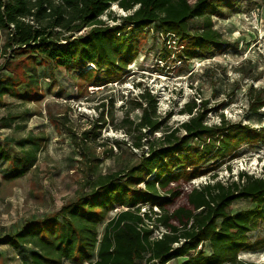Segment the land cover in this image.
I'll return each instance as SVG.
<instances>
[{"label": "trees", "instance_id": "trees-1", "mask_svg": "<svg viewBox=\"0 0 264 264\" xmlns=\"http://www.w3.org/2000/svg\"><path fill=\"white\" fill-rule=\"evenodd\" d=\"M222 2L0 0V32L5 34L2 51H11V58L27 55L29 66L35 63L32 58L39 56L48 71H76L86 80L101 73L103 80L98 84L104 85L125 75L137 57L136 35L152 24L157 25L164 41L181 45L174 54L181 63L205 56L209 48L223 47L212 19ZM112 5L125 15H113ZM104 15L113 25L102 20ZM193 19L200 23L191 30ZM161 53L159 60L165 61L174 52L166 48ZM29 72L30 82L36 85L39 75L32 67ZM12 90L11 83L0 80V99ZM263 93V89L250 88L249 112L264 108ZM132 101L134 108L142 111L139 121H128L138 132L133 146H143V132L147 131V151L123 169L93 178L89 175L87 193L53 216L26 223L4 242L18 250L22 264H63L65 260L73 262L69 264H168L179 259V264H249L239 256L264 249V239L249 238L264 225V176L239 172L235 180L231 175L221 181L211 172L234 160L242 146L264 144V127L224 117L217 124H207L211 110L207 101L193 100L180 110L189 118L168 127L165 123L171 115L161 119L156 114L158 99L150 89L142 88ZM158 131L161 135L155 137ZM88 133L81 134V145L90 140ZM36 141L27 138L19 142L20 147L29 148L19 159L0 143V165L8 164L7 180L24 176L34 166ZM226 168L230 170L229 165ZM209 173V182L193 185L192 181ZM238 201L253 207L233 210ZM144 206L148 208L141 212ZM115 209L120 210L107 219ZM155 231L160 237H153Z\"/></svg>", "mask_w": 264, "mask_h": 264}, {"label": "rangeland", "instance_id": "rangeland-1", "mask_svg": "<svg viewBox=\"0 0 264 264\" xmlns=\"http://www.w3.org/2000/svg\"><path fill=\"white\" fill-rule=\"evenodd\" d=\"M222 3L212 19L214 28L222 35L223 47L209 48L205 56L181 63L174 56L181 45L164 41L157 25L152 24L149 30L136 35L137 57L125 75L104 85L98 84L103 80L101 73L86 80L76 71H48V65L36 55L31 66L27 55L11 58V51H2L5 34L0 32V80L8 81L13 88L12 93L0 99V143L15 159L29 149L20 147L21 140L34 138L38 143L35 164L24 176L7 180L4 175L8 164L0 165V264L23 262L18 250L4 242L6 236L28 222L55 215L61 207L87 193L85 183L89 175L93 178L123 169L135 164L142 151H147L148 132H143V146L135 149L138 132L128 123L139 121L142 111L134 108L132 99L142 88L150 89L157 97L156 114L161 119L170 113L165 123L168 127H176L189 118L180 110L191 100L207 101V109H211L207 124H217L224 117L230 122L264 127V108L257 113L248 110L250 88L264 90V54L251 30L252 21L242 18L249 16L256 1ZM110 11L116 17L125 15L116 5ZM102 20L113 25L108 16L104 15ZM199 23V19H193L190 29L194 30ZM166 48L174 53L160 61ZM30 67L39 75L36 85L30 82ZM83 132H89L90 140L85 145L80 143ZM160 135L161 131L154 133L155 137ZM88 159L96 161L89 163ZM239 172L264 176V144L242 146L234 160L211 173H217L216 180L225 181L231 175L235 180ZM211 173L192 181L193 185L209 182ZM252 207L247 201H238L232 209ZM118 210L110 212L107 219ZM105 222L99 225V233ZM249 238L264 239V225L250 233ZM239 258L249 264H264V249L243 253ZM69 263L73 262L63 261Z\"/></svg>", "mask_w": 264, "mask_h": 264}, {"label": "built area", "instance_id": "built-area-1", "mask_svg": "<svg viewBox=\"0 0 264 264\" xmlns=\"http://www.w3.org/2000/svg\"><path fill=\"white\" fill-rule=\"evenodd\" d=\"M255 1H256L255 6L249 11L248 14L249 16L244 15L242 18H245V20L249 18L252 21V23H250V25H252L251 30H253L254 36L258 37L257 43H259V48L261 52L264 54V0H255ZM146 209L145 207H143L141 209V212H144ZM154 209L156 210V208ZM160 231L163 232L162 229H160ZM160 235L161 234H159L158 231H155L153 237L154 238L160 237Z\"/></svg>", "mask_w": 264, "mask_h": 264}]
</instances>
